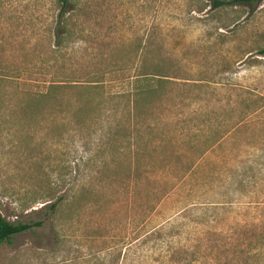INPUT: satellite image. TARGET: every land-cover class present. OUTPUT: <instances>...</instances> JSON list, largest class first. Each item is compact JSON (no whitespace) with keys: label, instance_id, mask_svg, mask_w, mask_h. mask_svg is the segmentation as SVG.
<instances>
[{"label":"rangeland","instance_id":"374dc122","mask_svg":"<svg viewBox=\"0 0 264 264\" xmlns=\"http://www.w3.org/2000/svg\"><path fill=\"white\" fill-rule=\"evenodd\" d=\"M74 3L57 63V0H0L3 67L48 82L47 71L160 63L172 82L133 116V159L100 151L126 146L109 129L127 125L118 100L99 111L75 92L23 114L4 106L20 105L27 87L0 86V212L43 223L1 245L0 264H264V0L218 10L208 0ZM81 103L94 107L83 133ZM63 196L58 212L42 208Z\"/></svg>","mask_w":264,"mask_h":264},{"label":"trees","instance_id":"16d2710c","mask_svg":"<svg viewBox=\"0 0 264 264\" xmlns=\"http://www.w3.org/2000/svg\"><path fill=\"white\" fill-rule=\"evenodd\" d=\"M208 1L211 2V9L213 10L240 4L255 7L262 2V0ZM74 2L75 0H57L59 13L57 15L53 31L54 43L51 47L52 49H50L51 54L55 57L57 63L60 60L58 59V56H61L64 52L65 54L67 53L69 49L68 44L70 43L73 35L72 24L75 16L74 11H76L77 8ZM2 58L0 55V86L2 87L3 83L7 86L9 83L11 85H16L18 88L26 86L27 89L23 93L24 96L21 97L23 101L20 105L16 104L13 106H7L5 99L8 97V93L4 95L0 94V113L3 110L1 104V102H3V104H6L4 106V111L13 110L23 114L41 115L44 114L46 104L52 102L53 104L62 106V102L65 103L66 101H70L66 98L71 93L75 92H78L81 99L82 96L84 97V94L87 93L88 97L92 99L89 104L96 102L99 111L103 110L102 106L105 102H102V99L105 97L118 100L119 106H122V110L125 109L124 112L126 114L124 118L127 119V125L122 126L120 123H116L117 127L114 128L110 125L109 129L124 131L125 134L123 136L126 138V146H124L123 141H121L119 148L109 147V149H105L106 145L105 143H102L100 151L103 153V158H114L116 154L120 152L122 157L126 155L127 157H131L133 159V157L138 154L131 152L132 147L137 144L135 140V133H139V129H141L139 128L135 132L131 130V121L133 116H141L143 114L141 113V109L147 107L149 101L160 92L164 83L172 82L168 79V76L163 75L160 63L154 66L153 69H149L147 65L137 67L133 74L128 73L129 69L122 67L115 70L86 71L84 69H63L62 71H52L53 73L51 71H47L46 74L50 75L53 80L48 82H37V79L32 76V73L29 71H23L20 69L12 70L7 67H3ZM113 89L116 90L113 92ZM79 91L83 92V95ZM42 104H44V107L40 109V105ZM89 104H76V117L80 120L78 124L79 128H76L79 130H77L79 133L84 132L82 131L83 129L80 128L82 125L84 128H88L86 116L89 111L94 109L93 106L88 107ZM12 107L15 108L12 109ZM122 110L120 109L119 113ZM95 118L91 117L89 121L91 119L95 120ZM82 161L85 166H87L94 160L93 157L89 155V157H82ZM65 202L66 197L63 196L56 202L46 204L42 208H48L51 213L54 214L58 212V209H60ZM42 225V222H36L33 224H13L7 221L0 212V246L5 243H10L14 236L32 230L35 227H41Z\"/></svg>","mask_w":264,"mask_h":264}]
</instances>
